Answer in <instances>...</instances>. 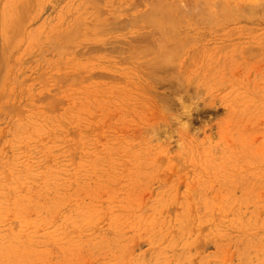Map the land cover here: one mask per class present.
<instances>
[{
    "label": "rangeland",
    "instance_id": "1",
    "mask_svg": "<svg viewBox=\"0 0 264 264\" xmlns=\"http://www.w3.org/2000/svg\"><path fill=\"white\" fill-rule=\"evenodd\" d=\"M0 264H264V0H0Z\"/></svg>",
    "mask_w": 264,
    "mask_h": 264
},
{
    "label": "bare ground",
    "instance_id": "2",
    "mask_svg": "<svg viewBox=\"0 0 264 264\" xmlns=\"http://www.w3.org/2000/svg\"><path fill=\"white\" fill-rule=\"evenodd\" d=\"M163 5H164V4H163ZM164 6H165V8H164ZM164 6H161V5L158 6V8H156V9L158 10L157 13H156V9L154 10V7H157V6H153V9L151 8L152 11H151V12H148L150 15H147L148 13H146V14H145V18H146L147 16H149V17H154V16H155V15H154L155 13H156V15L158 14L159 9H160V12H161L162 7H163L164 9H166V6L168 7L169 5H164ZM159 7H160V8H159ZM170 7H171V6H170ZM170 7H169V8H170ZM169 8H168L167 11H172V9L169 10ZM172 8L174 9V11L177 10L174 6H173ZM175 9H176V10H175ZM153 10H154V11H153ZM162 11H163V10H162ZM167 11H166V12H167ZM160 12H159V13H160ZM172 13H173V11H172ZM172 13H170V14H172ZM151 14H153V15L151 16ZM166 14H169V12L166 13ZM170 14H169V15H170ZM160 15H161V14H159V16H160ZM162 15H163V14H162ZM162 15H161V16H162ZM169 15H167V16L169 17ZM159 16H155V17H159ZM164 18L166 19L167 17H164ZM149 20L152 21L153 19L149 18V19H148V22H149ZM153 22H154V21H153ZM153 22H149V23H153ZM155 25H156V24H155ZM157 26H159V28H157V29L159 30L160 27H161V25H159V24L157 23L156 27H157Z\"/></svg>",
    "mask_w": 264,
    "mask_h": 264
}]
</instances>
